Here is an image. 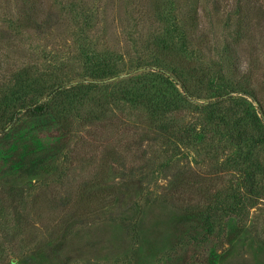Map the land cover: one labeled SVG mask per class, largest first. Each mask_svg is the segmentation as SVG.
<instances>
[{
  "label": "rangeland",
  "instance_id": "obj_1",
  "mask_svg": "<svg viewBox=\"0 0 264 264\" xmlns=\"http://www.w3.org/2000/svg\"><path fill=\"white\" fill-rule=\"evenodd\" d=\"M185 1L0 0V100L23 67H30L35 76L46 75L44 81L53 82L62 72L66 82L76 83L100 59L110 57L120 58L116 64L120 78L106 81L88 100L75 104L77 112H72L73 104L69 114L74 118L96 110L97 101L114 95L119 99L129 91L158 97L175 92L167 78L148 68L136 69L166 68L157 61V42L166 33L180 37ZM159 2L161 11L155 13L154 4ZM188 3L187 9L201 7L211 41L210 48L199 52V38L190 37V49L196 51L191 58L211 66L223 41L235 37L234 23L225 26L228 15L216 10L215 0ZM248 16L255 21L257 13ZM257 43L242 67L248 66L245 81L255 79L264 103V44ZM233 57L230 62L236 64ZM22 85L29 100L36 82ZM209 96L196 94L197 102L170 117L184 124L201 123L197 103H205ZM117 103L107 106L109 122L98 132L85 128L77 133L75 149L64 164L61 123L68 107L52 108L43 118L23 117L0 139V264H264V197L249 210L246 228L232 241L228 231L233 236L237 227L228 214L222 224L225 231L218 234L217 226L210 231L206 222L173 202L174 178L190 169L212 189L239 185L243 180L239 173L220 167L223 152L216 158L206 147L179 145L170 148L171 159H166L167 144L160 135V140L145 136L144 106L136 101ZM257 106L250 104L249 110ZM106 162L107 168L102 165ZM93 181L118 189L109 208L84 195L93 203L89 214L91 210L75 202L84 186L95 188ZM197 193L184 187L176 195L205 203Z\"/></svg>",
  "mask_w": 264,
  "mask_h": 264
},
{
  "label": "trees",
  "instance_id": "obj_2",
  "mask_svg": "<svg viewBox=\"0 0 264 264\" xmlns=\"http://www.w3.org/2000/svg\"><path fill=\"white\" fill-rule=\"evenodd\" d=\"M189 1L186 0L182 7L180 37L166 33L158 39L159 58L157 61L166 68L138 67L136 69L146 71L148 68L149 71L167 78L175 92L169 91L158 97L145 91H129L119 99L114 95L113 98L105 99V102L97 101L96 110L91 111L85 117L79 113L74 118L69 114L73 104L72 112H77L75 104H80L79 101L84 99L88 100L90 93L94 89L100 91L106 81L120 78L116 67L120 58L115 61L110 56V58L100 59L91 72L76 83L66 82L65 76L61 77L62 72L60 76L56 75L53 82L44 81L46 75H39L36 72L35 76L30 67H23L20 73L13 76L15 79L11 91L0 100V139L7 137L23 117L43 118L52 108L66 109L68 107V116L66 115V119L61 123V139L66 143L64 164L75 149L72 144L77 143L75 140L78 138L79 131L86 128L90 129L89 132L96 133L101 126L109 122L107 120L110 118L108 105L118 104V100L136 101L147 111L148 129L144 132L145 136L152 138L154 135L157 137L160 135L162 141L167 144L164 150L166 159H171L170 148H178L179 145L202 146L206 147L212 157L215 155L217 158L222 151L224 159L220 167L230 172L231 170L234 173L237 172L243 177L239 185L230 183L225 187L212 189L204 186L203 180L198 177L194 178L196 174H192V169H190L182 177L174 178L170 188L174 196L173 202L193 217L206 222L210 231L215 230L217 226L220 231L218 234L224 232L225 229L222 230L224 217L227 216L226 214L231 216L237 227L236 230L233 229V236L231 229L228 231L227 239L232 241L246 228V223L244 225L243 222L246 221L245 216L249 210L257 206L260 199L264 197V186L262 185L264 179V155H262L264 150V103L258 97L259 90L255 86V79L252 82L248 79L245 81L248 66L242 67L243 58L257 50L259 46L257 42L264 44V0H215L216 10L221 12L222 9L228 15L225 26L234 23L235 37L232 41H223L221 51L216 52L218 57L208 67L191 58L196 55V51L190 49V37L194 41L195 37L199 38V44L198 41L196 43L199 52L210 48L211 41L209 40L208 22L203 21L201 16V7L198 5L187 9L190 6ZM153 8L155 13H159L161 11L160 2L154 4ZM253 11L257 13L255 21L249 19L248 16ZM233 54L237 58L236 64L230 62L235 58ZM246 62L249 61L246 60ZM60 71L57 70L56 73ZM134 73L133 71L129 74ZM32 79L36 82L37 89L35 95L27 100L25 96L28 93L22 84ZM201 92L211 94L205 103H197L202 114L201 123L184 124L176 117H170L177 112L183 114L187 104L197 102L193 97ZM255 103L258 104L257 108L253 111L249 110L250 104ZM102 165L107 168L110 164L106 162ZM218 170L219 168L216 171ZM62 179H59L60 184H64V179ZM93 182H95V188L86 190L84 186L75 202V205L84 210H91L89 214L93 211L90 209L93 203L85 200L84 195L94 196L96 203L101 202L103 208H109L112 196L118 189L104 182L100 184L98 181ZM184 187L192 193L193 190L198 192L199 198L205 200V203L196 202L192 196H187L186 199L177 197L176 192Z\"/></svg>",
  "mask_w": 264,
  "mask_h": 264
}]
</instances>
